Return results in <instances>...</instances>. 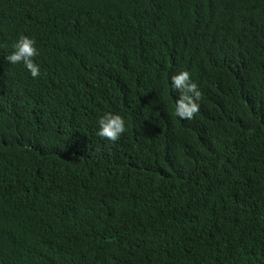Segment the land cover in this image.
Segmentation results:
<instances>
[{"label":"trees","instance_id":"obj_1","mask_svg":"<svg viewBox=\"0 0 264 264\" xmlns=\"http://www.w3.org/2000/svg\"><path fill=\"white\" fill-rule=\"evenodd\" d=\"M0 264H264V0H0Z\"/></svg>","mask_w":264,"mask_h":264},{"label":"clouds","instance_id":"obj_2","mask_svg":"<svg viewBox=\"0 0 264 264\" xmlns=\"http://www.w3.org/2000/svg\"><path fill=\"white\" fill-rule=\"evenodd\" d=\"M36 41L27 35L21 34L13 44L14 51L6 57L11 64H23L33 78L40 75L39 65L34 58L39 55L35 46ZM171 84L180 95L176 100L174 115L191 120L199 112L201 92L197 83L191 79L189 71H180L171 77ZM97 135L111 142H117L126 131V122L119 114L108 113L98 120Z\"/></svg>","mask_w":264,"mask_h":264},{"label":"bare ground","instance_id":"obj_3","mask_svg":"<svg viewBox=\"0 0 264 264\" xmlns=\"http://www.w3.org/2000/svg\"><path fill=\"white\" fill-rule=\"evenodd\" d=\"M243 141L246 142L245 140H243ZM243 141H242V142H243ZM246 143H247V142H246ZM243 145H244V143H243ZM247 145H248V144H247Z\"/></svg>","mask_w":264,"mask_h":264}]
</instances>
